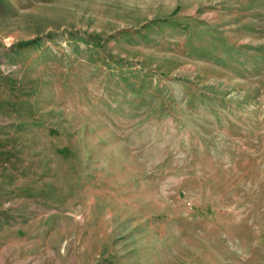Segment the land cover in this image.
Segmentation results:
<instances>
[{
	"label": "rangeland",
	"instance_id": "1",
	"mask_svg": "<svg viewBox=\"0 0 264 264\" xmlns=\"http://www.w3.org/2000/svg\"><path fill=\"white\" fill-rule=\"evenodd\" d=\"M0 264H264V0H0Z\"/></svg>",
	"mask_w": 264,
	"mask_h": 264
},
{
	"label": "trees",
	"instance_id": "2",
	"mask_svg": "<svg viewBox=\"0 0 264 264\" xmlns=\"http://www.w3.org/2000/svg\"><path fill=\"white\" fill-rule=\"evenodd\" d=\"M30 42H33V41H30Z\"/></svg>",
	"mask_w": 264,
	"mask_h": 264
}]
</instances>
